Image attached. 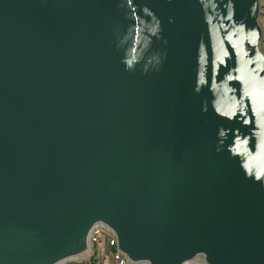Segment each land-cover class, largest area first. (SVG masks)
<instances>
[{
    "label": "water",
    "instance_id": "95a60500",
    "mask_svg": "<svg viewBox=\"0 0 264 264\" xmlns=\"http://www.w3.org/2000/svg\"><path fill=\"white\" fill-rule=\"evenodd\" d=\"M260 0H0V264L103 226L130 264H264Z\"/></svg>",
    "mask_w": 264,
    "mask_h": 264
},
{
    "label": "built area",
    "instance_id": "2783aa9c",
    "mask_svg": "<svg viewBox=\"0 0 264 264\" xmlns=\"http://www.w3.org/2000/svg\"><path fill=\"white\" fill-rule=\"evenodd\" d=\"M261 5V18L262 24L264 25V0H260ZM91 252L96 247L99 249L101 253L104 251L105 246L113 247V250L110 252V255L107 257L112 262V264H130L129 261L123 257L117 250H116V239L112 235L110 231H108L103 226H95L90 233L89 237ZM89 255V256H90ZM191 264H205L202 261H195Z\"/></svg>",
    "mask_w": 264,
    "mask_h": 264
},
{
    "label": "trees",
    "instance_id": "16d2710c",
    "mask_svg": "<svg viewBox=\"0 0 264 264\" xmlns=\"http://www.w3.org/2000/svg\"><path fill=\"white\" fill-rule=\"evenodd\" d=\"M261 24H262V21H261ZM263 26V31H264V25L262 24ZM264 39V38H263ZM113 250V247H109V246H105L104 247V251L103 253H101L99 251V249H97L96 247L93 249V252L92 254L82 260L84 264H101V263H105L106 260H109V258H107L109 255H110V252ZM81 261V260H80ZM81 261V262H82ZM68 264V263H67ZM69 264H78L77 261H70Z\"/></svg>",
    "mask_w": 264,
    "mask_h": 264
},
{
    "label": "rangeland",
    "instance_id": "374dc122",
    "mask_svg": "<svg viewBox=\"0 0 264 264\" xmlns=\"http://www.w3.org/2000/svg\"><path fill=\"white\" fill-rule=\"evenodd\" d=\"M261 21H262V18H261ZM262 48L264 49V39H263V41H262ZM83 260H84V259H83ZM71 261H72V262H73V261H77L78 264H84L82 260H81L82 262H81L80 260H71ZM67 263L69 264L70 261H67V262H65L64 264H67ZM87 264H88V263H87ZM101 264H103V263H101ZM104 264H112V262H111L110 260H106Z\"/></svg>",
    "mask_w": 264,
    "mask_h": 264
}]
</instances>
